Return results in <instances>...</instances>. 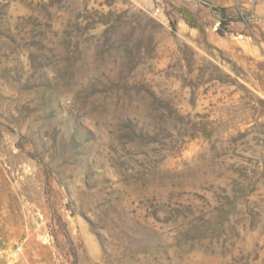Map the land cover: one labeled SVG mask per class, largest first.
<instances>
[{"label":"rangeland","instance_id":"rangeland-1","mask_svg":"<svg viewBox=\"0 0 264 264\" xmlns=\"http://www.w3.org/2000/svg\"><path fill=\"white\" fill-rule=\"evenodd\" d=\"M0 264H264V0H0Z\"/></svg>","mask_w":264,"mask_h":264}]
</instances>
